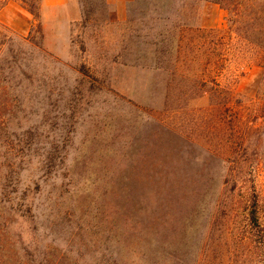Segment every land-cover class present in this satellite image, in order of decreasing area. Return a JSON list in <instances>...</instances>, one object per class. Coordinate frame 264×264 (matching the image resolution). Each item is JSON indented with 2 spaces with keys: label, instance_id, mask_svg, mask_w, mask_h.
Masks as SVG:
<instances>
[{
  "label": "rangeland",
  "instance_id": "374dc122",
  "mask_svg": "<svg viewBox=\"0 0 264 264\" xmlns=\"http://www.w3.org/2000/svg\"><path fill=\"white\" fill-rule=\"evenodd\" d=\"M36 2L0 11V264H245L264 1Z\"/></svg>",
  "mask_w": 264,
  "mask_h": 264
},
{
  "label": "trees",
  "instance_id": "16d2710c",
  "mask_svg": "<svg viewBox=\"0 0 264 264\" xmlns=\"http://www.w3.org/2000/svg\"><path fill=\"white\" fill-rule=\"evenodd\" d=\"M14 0H0V11L4 9L9 2ZM21 1L22 7L31 14L35 20H39L40 16L37 13V2L36 0H19ZM235 4L229 7L227 2H233ZM205 4L218 5L222 10H225L231 17L228 19L230 28L238 22L242 14V7L246 3H254L257 0H202ZM260 195L256 192L250 195V205L248 207L247 221L251 228V232L245 236L243 239L246 252L244 254L245 264L253 259L254 264H264V222H262V217L260 216ZM249 257V258H248ZM251 257V258H250Z\"/></svg>",
  "mask_w": 264,
  "mask_h": 264
},
{
  "label": "crops",
  "instance_id": "0c3cea01",
  "mask_svg": "<svg viewBox=\"0 0 264 264\" xmlns=\"http://www.w3.org/2000/svg\"><path fill=\"white\" fill-rule=\"evenodd\" d=\"M45 1V11L49 13H53V11H57L58 16L61 18L65 16L68 21L67 23L71 24L74 22H78L81 20L82 11L81 6L79 4V0H44ZM106 4L114 8L116 10V15L119 17H123L127 11V5L130 0H105ZM264 1V0H257ZM205 6H216L212 4H206Z\"/></svg>",
  "mask_w": 264,
  "mask_h": 264
}]
</instances>
